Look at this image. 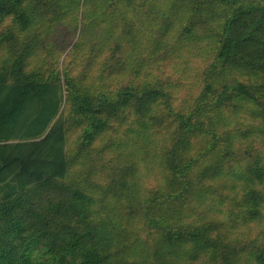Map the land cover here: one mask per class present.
I'll return each instance as SVG.
<instances>
[{"label": "trees", "instance_id": "16d2710c", "mask_svg": "<svg viewBox=\"0 0 264 264\" xmlns=\"http://www.w3.org/2000/svg\"><path fill=\"white\" fill-rule=\"evenodd\" d=\"M262 79L264 0H0V264H264Z\"/></svg>", "mask_w": 264, "mask_h": 264}, {"label": "rangeland", "instance_id": "374dc122", "mask_svg": "<svg viewBox=\"0 0 264 264\" xmlns=\"http://www.w3.org/2000/svg\"><path fill=\"white\" fill-rule=\"evenodd\" d=\"M68 27H64V30L67 31ZM82 35V32H81V24L78 23L77 26H76V33L74 35L75 39L76 38H79V36ZM74 44H71L69 47H67V50H64L63 52H61L59 54V50L58 51H52V54H53V57L56 59V63L58 65V70L62 76V74L64 72H68V70L71 68L73 71L76 70V72L78 73L80 70L84 71L82 69V63L83 60L82 59H74V57L71 58V60L68 62L67 59H66V55H67V52L70 51V49L73 47ZM6 48V44H4V47L3 49ZM190 53L191 54H187V53H184L183 55H186L185 57L187 58V62H188V67H189V70H190V67L194 64L193 61L197 59L198 61V66L199 65H202L203 62H204V59L201 58V55H200V52L198 49L196 48H191L190 49ZM5 52H7V49L6 50H2V53L4 54ZM58 52V53H57ZM59 55V57H58ZM185 58V59H186ZM199 58V59H198ZM38 64V63H37ZM36 64V65H37ZM207 64V61L205 60V63L203 64V67H205ZM69 65V67H68ZM191 71V70H190ZM89 72V71H87ZM196 78L199 76L200 78L202 77L201 73H192ZM92 76V75H91ZM98 83H101V82H95V83H89L87 84L86 86L87 87H90L92 89V87L94 86H98L99 84ZM256 83V82H254ZM260 84H263L264 85V79H262L260 81ZM255 89L257 88V84L255 85ZM254 89V90H255ZM264 96V94H263ZM247 111V113H246ZM128 117V116H127ZM126 117V118H127ZM240 122L243 126L245 127H248L249 129H252L254 128L255 126H259L260 124L264 123V121H261L260 118L254 116L249 110H244L243 113H242V116L240 117ZM255 136L254 134H252V139L254 140L253 141V146L251 148V151H250V154L254 157H257L258 155L264 157V144L261 142L262 138H260L258 141H256V139H254ZM159 139V136H154L152 137L151 139V142L146 144L144 149L146 151V155H144V162L139 164L138 167H137V170L136 172H134V178H136L138 180L139 183H143L145 184L146 186H149V185H152V182L154 181V179L156 178V173H157V169H156V166L158 165L157 164V159L153 156V155H150V151L154 150L155 149V142L156 144L158 142H160ZM158 140V141H157ZM120 143L116 146V147H113L112 149H110V152L111 151H117V152H120L121 151V148L120 147ZM107 147H105L104 151H103V154H107ZM117 155L115 154V157H111V156H108L106 158V161L108 162H113L114 163V170L115 169H122V168H125L126 165H127V160H131V151H128L126 153H124L123 155H121L120 157H116ZM236 159H240V165L241 166H247V164L251 163L253 160H252V157L250 155H247L244 160H242L239 156L236 158ZM111 166L110 167H104V171L108 172L110 170ZM82 172V170L80 168H75L72 172L73 176H77L79 175L80 173ZM85 188L91 190V187H87L86 185H83ZM258 189H262V191L264 192V181L263 183H260L258 186H257ZM88 190V191H89ZM263 211H264V203H263ZM260 230L263 231L264 233V227H259ZM255 229V228H254ZM260 234H258V232L256 231V234L255 232H252L251 234H243L241 235V237L243 238V240H246L247 244L248 245H251L254 241L256 240H259L261 239V236H259ZM144 237V236H143ZM252 239V240H251ZM254 245V243H253ZM254 247V246H253ZM244 260H248V263L249 264H254V261H251L249 260V255H248V251H244L243 252V261ZM247 264V263H246Z\"/></svg>", "mask_w": 264, "mask_h": 264}]
</instances>
